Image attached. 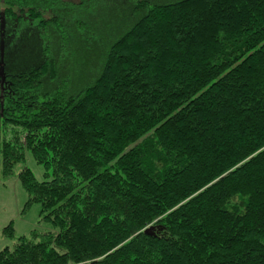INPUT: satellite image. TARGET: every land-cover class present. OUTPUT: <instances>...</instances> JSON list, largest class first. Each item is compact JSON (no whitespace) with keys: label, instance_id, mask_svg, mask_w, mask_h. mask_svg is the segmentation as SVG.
<instances>
[{"label":"trees","instance_id":"trees-1","mask_svg":"<svg viewBox=\"0 0 264 264\" xmlns=\"http://www.w3.org/2000/svg\"><path fill=\"white\" fill-rule=\"evenodd\" d=\"M2 1L9 17L54 9L39 22L56 31L80 8ZM132 10L81 90L35 96L56 78L52 58L8 77L0 175L28 152L48 179L19 172L24 208L57 232L18 237L0 264H264V0ZM8 127L19 132L5 140Z\"/></svg>","mask_w":264,"mask_h":264},{"label":"rangeland","instance_id":"rangeland-1","mask_svg":"<svg viewBox=\"0 0 264 264\" xmlns=\"http://www.w3.org/2000/svg\"><path fill=\"white\" fill-rule=\"evenodd\" d=\"M58 1L80 8L60 15L61 23L57 27L60 30L56 31L53 22H48L47 27L39 22L49 19L54 9L47 6L40 8L41 18H30L27 12L9 17L4 13L7 4L0 0V105L12 97L7 81L9 76L18 75L50 58L56 63V78L50 80L43 76L35 96L43 100L58 87L71 94L81 90L97 75L101 60L112 42L136 20L131 15L136 2L168 3L176 0ZM35 3L38 5V2ZM55 13H58L56 9ZM17 132L19 129L8 127L3 130L2 137L8 140ZM23 168L30 169L38 181L48 179L44 175L45 170L28 152H25L24 161L15 165L10 176L3 178L0 175V250L4 247L12 249L18 237L30 238L33 231L39 234L57 232L50 223L41 219L38 204L24 208L27 194L17 178ZM10 222L13 223V237L3 233Z\"/></svg>","mask_w":264,"mask_h":264},{"label":"water","instance_id":"water-1","mask_svg":"<svg viewBox=\"0 0 264 264\" xmlns=\"http://www.w3.org/2000/svg\"><path fill=\"white\" fill-rule=\"evenodd\" d=\"M144 232H145V233H147V232H148V229H147V230H145Z\"/></svg>","mask_w":264,"mask_h":264}]
</instances>
